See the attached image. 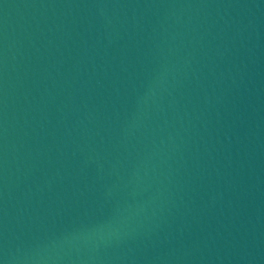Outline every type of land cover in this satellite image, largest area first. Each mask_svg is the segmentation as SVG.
Instances as JSON below:
<instances>
[{
	"label": "water",
	"instance_id": "obj_1",
	"mask_svg": "<svg viewBox=\"0 0 264 264\" xmlns=\"http://www.w3.org/2000/svg\"><path fill=\"white\" fill-rule=\"evenodd\" d=\"M0 264H264V0H0Z\"/></svg>",
	"mask_w": 264,
	"mask_h": 264
}]
</instances>
